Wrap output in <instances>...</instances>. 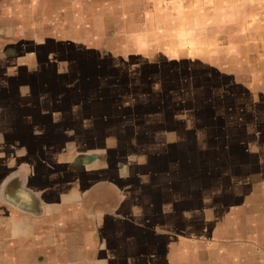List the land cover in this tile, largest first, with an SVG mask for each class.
Returning <instances> with one entry per match:
<instances>
[{
    "label": "crops",
    "instance_id": "crops-1",
    "mask_svg": "<svg viewBox=\"0 0 264 264\" xmlns=\"http://www.w3.org/2000/svg\"><path fill=\"white\" fill-rule=\"evenodd\" d=\"M180 3L0 0V264H264V91L230 90L234 79L220 73L226 108L211 113L216 125L233 133L201 143L206 156L200 163L190 156L183 187L184 154L173 159L172 150L151 155L144 149L174 143L143 139L139 156L122 150L118 156L127 139L111 134L117 130L111 115L84 111V103L100 98L84 87L96 77L77 75L69 87L70 67L86 66V54L95 56L94 63L130 65L134 57L162 55L170 62L213 66L211 42L179 47L174 41L180 20L190 14ZM255 3L256 33L264 35V0ZM258 79L254 75L252 82ZM39 84H46L42 91ZM53 84L61 91H50ZM231 98L237 104L230 105ZM65 115H75L70 127L54 117ZM91 116L98 125H90ZM55 130L65 132L60 143ZM23 131L32 135L22 142L17 137ZM197 146L189 145L193 152ZM221 147L218 159L213 148ZM85 153H108L110 162L68 170ZM169 157L174 171L163 169ZM155 161L160 169L152 166ZM61 165L63 170L56 169ZM134 166L141 168L135 175ZM100 171L110 179L102 181ZM217 179L221 186H215ZM11 183L18 186L8 194Z\"/></svg>",
    "mask_w": 264,
    "mask_h": 264
},
{
    "label": "rangeland",
    "instance_id": "rangeland-1",
    "mask_svg": "<svg viewBox=\"0 0 264 264\" xmlns=\"http://www.w3.org/2000/svg\"><path fill=\"white\" fill-rule=\"evenodd\" d=\"M180 4L183 12H186V15L190 14L188 18L180 20L182 28L178 34L176 33L177 38L174 41L179 47L189 44L204 46L206 41L211 42L213 44V49L210 48L213 50V66L210 68H205L199 62L191 63L190 60L170 62L162 55L155 56L148 61L134 57L130 65L119 64L116 60L110 59H101L94 63L95 56L86 54V57L82 56L85 57L86 66H71L67 76L69 87L77 75L86 78L93 75L96 77L94 81H86L84 87L96 90V93L92 95L98 94L100 98L96 99L94 104L91 101L90 104L84 103V111L102 112L101 117L111 115L109 117L113 118V123L117 127V130H111V134L117 133L123 142L127 139L126 145L120 147L118 153L114 151L118 156L121 155L120 150L122 153L139 156L143 149L139 147V142L143 139L149 140L148 142L153 145L155 142L162 141L172 145L174 143L176 146L155 145L144 149L150 150L151 155L159 149L172 150L171 153H174L168 155H171L173 159L174 154L182 156L184 154L186 156L183 158L184 162L188 163H180L183 168L181 171L184 172L181 186L184 187L188 185V178L185 175L190 171L188 166L191 161L190 156H194L195 162L198 160V163L206 156L202 152L205 148L201 143L207 138H226L227 135L233 133L223 131L220 125H216L215 121L218 119H215L211 113L215 109L221 114V111L226 108L223 106V102L226 101L223 99L225 81L220 73H228L230 77L227 80L234 79L235 82L231 84L230 90L240 88L243 91H264V35L256 33L260 23L257 21L259 12H255V7L259 4L255 3V0H181ZM116 5H119V2ZM193 14L197 18L191 20ZM200 14H211L212 16L206 20L205 17H199ZM207 25L209 29H206ZM263 27L264 25H260L261 29H264ZM194 29L198 31L195 32ZM94 64L99 65L93 67ZM254 75L259 76L257 82H252ZM45 85L39 84L37 88L42 91V86L45 88ZM51 86L50 91L54 93L61 91V88H57L59 85ZM68 90L70 92L72 88ZM68 94L64 93V95ZM230 102V105L237 104V99L231 98ZM243 105L249 108L250 104L248 100H245ZM81 110L83 111V108ZM206 113H211V115ZM73 116L75 115H65L63 119L54 117L62 126L70 127ZM93 117L91 116L90 125H98ZM77 125L75 123L73 126L77 127ZM99 126L101 127L102 124ZM191 126L195 129L193 127L191 130ZM211 126H214L213 129L208 130L207 128ZM104 130L106 131V129L102 131ZM63 133L65 132L55 130L53 138L58 139L60 143ZM83 133L86 134V138L91 136V131L86 130ZM31 135V132L23 131L17 139L23 142ZM134 139L135 142H133ZM191 144H198L194 152L189 147ZM221 149L224 148H213L218 159L222 157L223 150ZM115 153L111 156L113 159ZM170 157L167 159L168 162H163V169L175 170L176 165L172 163ZM108 158V153H101L100 160L102 159L103 163L110 162ZM153 158L149 156V159ZM78 165L73 160L68 163L67 168L70 171H80L84 164ZM152 166L160 169L156 161ZM140 169V166H134L131 169L132 174L135 175V172ZM99 173L102 175V181L110 179L107 176L108 172L100 171ZM214 184L216 187L221 186L222 179L215 180ZM17 186L18 184L11 183L7 187L8 194H13Z\"/></svg>",
    "mask_w": 264,
    "mask_h": 264
},
{
    "label": "water",
    "instance_id": "water-1",
    "mask_svg": "<svg viewBox=\"0 0 264 264\" xmlns=\"http://www.w3.org/2000/svg\"><path fill=\"white\" fill-rule=\"evenodd\" d=\"M100 160V155H98L97 153H85V154H79L78 156H76L75 161L77 162V164H79L78 166H80L81 164L84 165H88L91 164L93 162H96ZM56 169L63 170L64 166H57ZM75 256H78V258L80 257V254L78 255V253H75Z\"/></svg>",
    "mask_w": 264,
    "mask_h": 264
},
{
    "label": "bare ground",
    "instance_id": "bare-ground-1",
    "mask_svg": "<svg viewBox=\"0 0 264 264\" xmlns=\"http://www.w3.org/2000/svg\"><path fill=\"white\" fill-rule=\"evenodd\" d=\"M125 165V164H124Z\"/></svg>",
    "mask_w": 264,
    "mask_h": 264
}]
</instances>
